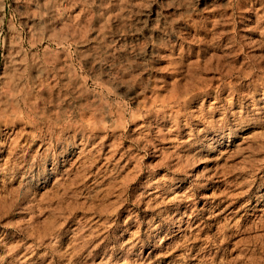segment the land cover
<instances>
[{
	"label": "rangeland",
	"instance_id": "374dc122",
	"mask_svg": "<svg viewBox=\"0 0 264 264\" xmlns=\"http://www.w3.org/2000/svg\"><path fill=\"white\" fill-rule=\"evenodd\" d=\"M0 264H264V0H0Z\"/></svg>",
	"mask_w": 264,
	"mask_h": 264
}]
</instances>
